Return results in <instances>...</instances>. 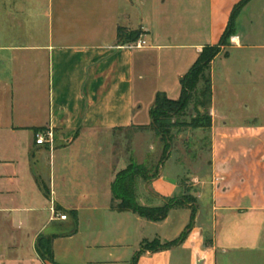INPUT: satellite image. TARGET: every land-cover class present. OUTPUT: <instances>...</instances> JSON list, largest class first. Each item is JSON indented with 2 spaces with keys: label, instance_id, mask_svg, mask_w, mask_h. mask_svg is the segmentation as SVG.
I'll use <instances>...</instances> for the list:
<instances>
[{
  "label": "crops",
  "instance_id": "obj_1",
  "mask_svg": "<svg viewBox=\"0 0 264 264\" xmlns=\"http://www.w3.org/2000/svg\"><path fill=\"white\" fill-rule=\"evenodd\" d=\"M241 1H13L15 40L0 35V264H51L37 253L40 236H56V264H133L138 254L137 264H264L259 78L240 93L228 73L234 52L264 45L244 43L240 25L229 55L212 63L211 173L193 181L199 208L187 239L142 249L177 240L192 221L190 208L153 222L113 207V184L129 164L116 155L114 134L150 126L159 93L180 97L181 79L206 46L220 42ZM263 3L251 0L239 15L253 7L255 17ZM120 28L148 45L122 44ZM49 130L54 146L37 145L36 135ZM181 177L167 161L159 178L139 180L138 204L162 206L180 192Z\"/></svg>",
  "mask_w": 264,
  "mask_h": 264
},
{
  "label": "trees",
  "instance_id": "obj_2",
  "mask_svg": "<svg viewBox=\"0 0 264 264\" xmlns=\"http://www.w3.org/2000/svg\"><path fill=\"white\" fill-rule=\"evenodd\" d=\"M251 0H242L233 10L229 26L217 45L206 46L200 57L181 79V95L178 99H171L165 93H159L155 105L151 111V124L146 127L131 128L128 131L135 132H155L164 143V153L160 165L162 166L172 147L173 130L178 127H188L193 129H212L211 109L213 104V83L211 66L214 60L222 53L223 48L230 45L232 37L236 36V22L240 11ZM119 40L122 44L136 42L140 38L139 32H132L126 29L119 30ZM193 105L197 116L191 123H180L179 117L185 114L188 108ZM160 166V167H161ZM156 167L155 171H149L145 165L137 164L133 158L129 159L128 167L118 174L113 184L114 202L113 207L118 210H129L142 218L153 222H161L167 219L170 212L178 208H190L193 218L182 235L171 243L162 244L156 240L145 242L143 250L160 251L176 247L183 243L194 226L195 215L197 213V203L195 198H191L181 193L182 182H180V192L168 199L163 200L160 207L142 206L137 202L136 188L139 180L151 183L161 176V168ZM46 197H50L49 189L41 184ZM56 236H40L36 245V250L40 258L51 264H56L53 242ZM140 254L136 256L133 264H137Z\"/></svg>",
  "mask_w": 264,
  "mask_h": 264
},
{
  "label": "rangeland",
  "instance_id": "obj_3",
  "mask_svg": "<svg viewBox=\"0 0 264 264\" xmlns=\"http://www.w3.org/2000/svg\"><path fill=\"white\" fill-rule=\"evenodd\" d=\"M14 0H0V35L6 43H12L13 31L17 30L18 21L12 19L14 10ZM264 3L259 5L260 10L253 12V7L243 14L238 15L236 27H241L242 39L246 44L264 45V12L262 11ZM258 8V9H259ZM253 16V17H252ZM24 27V26H22ZM23 29V28H22ZM3 35H6L3 37ZM233 38V37H232ZM231 38V40H232ZM226 46L222 50L224 56H228ZM229 63V62H228ZM222 70V71H221ZM228 73L231 75L235 89L240 93L248 90L251 83L252 75L255 79L259 78L261 108H264V49H255L248 51H236L228 65ZM212 72V66H211ZM217 77L216 86L218 91L223 90V69L220 64L216 67ZM244 95V94H243ZM197 116L194 106L191 105L184 115L179 117L180 123H191L192 119ZM115 152L118 157L133 158L137 164L145 165L149 171L160 167V161L163 158L164 143L160 137L152 131L135 132V131H118L114 134ZM169 165L177 167L182 177L181 193L196 199L198 213V199L196 197V188L194 187L195 179H208L211 173L212 161V130L211 129H193L178 127L173 130V142L169 151L166 162Z\"/></svg>",
  "mask_w": 264,
  "mask_h": 264
},
{
  "label": "built area",
  "instance_id": "obj_4",
  "mask_svg": "<svg viewBox=\"0 0 264 264\" xmlns=\"http://www.w3.org/2000/svg\"><path fill=\"white\" fill-rule=\"evenodd\" d=\"M148 45V42L143 39L139 38L136 42L129 43L127 46L131 49H142ZM36 144L40 146H44L49 144L51 147L54 146V133L52 130L49 131H42L36 135ZM68 216L66 214L60 215L61 220H67Z\"/></svg>",
  "mask_w": 264,
  "mask_h": 264
}]
</instances>
